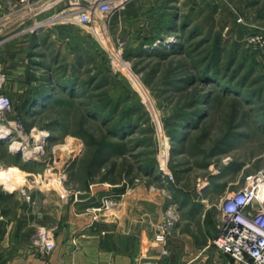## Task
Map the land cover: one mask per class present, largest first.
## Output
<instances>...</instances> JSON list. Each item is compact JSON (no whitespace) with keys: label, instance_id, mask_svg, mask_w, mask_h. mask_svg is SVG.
<instances>
[{"label":"rangeland","instance_id":"rangeland-1","mask_svg":"<svg viewBox=\"0 0 264 264\" xmlns=\"http://www.w3.org/2000/svg\"><path fill=\"white\" fill-rule=\"evenodd\" d=\"M171 5L180 27L186 21L185 30L180 29L184 44L179 53L164 58L145 54L149 46L141 45L142 35L151 25H140L146 19L137 25L121 13L114 17L115 37L127 42L129 70L124 72H133L136 81L128 73L113 71L111 59L93 34L70 25L38 32L32 42L37 47L30 44L28 60L33 62L24 97L36 77L45 79L60 70L76 72L81 84L89 85L84 95L63 96L64 106L37 115L31 127L20 115L22 100L13 101L5 92L12 102L11 119L19 117L23 130L13 129L12 134L0 130V140L13 154H20L18 165L33 164H28L29 170L15 166L9 176L14 181H5L0 189L15 185L21 199L36 207L41 203L33 198L36 191L67 200L82 189L148 182L171 196L173 203L167 209L177 218L176 228L186 213L183 202L199 196L207 185H218L225 197L245 188L252 177L264 182V0H173ZM4 13L5 0H0V17ZM174 39L154 46H170ZM204 66L210 67L218 84L203 81ZM233 88L238 95H227L226 89ZM95 108L110 112L111 121L103 123L101 118L109 115L94 114ZM199 109L202 119L188 124L183 141L173 147V131ZM56 118L64 127L53 133L57 137L53 140L41 126ZM115 120L124 123L116 134ZM42 131L49 136L40 144L36 136ZM9 157L0 148V159ZM150 165L157 170L154 176L146 172ZM27 195L34 203L25 199ZM36 212L32 240L38 228L53 229L56 238L60 227L47 223L42 208Z\"/></svg>","mask_w":264,"mask_h":264},{"label":"crops","instance_id":"crops-1","mask_svg":"<svg viewBox=\"0 0 264 264\" xmlns=\"http://www.w3.org/2000/svg\"><path fill=\"white\" fill-rule=\"evenodd\" d=\"M164 1L131 0L120 15L137 25L146 19V24L139 25L150 26ZM27 25L16 19L0 25V63L8 76L4 92L16 102L23 100L29 87L27 71L33 61L30 63L28 54L31 45L37 47L32 42L38 33L28 32L24 29ZM14 167L0 162V184L14 181L9 177ZM9 185L0 189V264H139L146 260H158V264H238L213 244L223 217L219 205L224 193L218 185H207L199 196L183 202L186 213L178 209L182 215L164 243L157 242L158 231L173 200L165 189L148 182L125 181L82 189L78 192L90 193V198L82 201L76 196L64 200L53 192L36 191L33 198L41 202L36 207L21 199L15 185ZM106 198L114 199L113 206L96 213L94 208ZM38 208L48 224L61 229L56 248L46 260L32 244Z\"/></svg>","mask_w":264,"mask_h":264},{"label":"built area","instance_id":"built-area-1","mask_svg":"<svg viewBox=\"0 0 264 264\" xmlns=\"http://www.w3.org/2000/svg\"><path fill=\"white\" fill-rule=\"evenodd\" d=\"M129 1L131 0H5V13L0 17V25L10 24L16 19L22 24L28 23L24 29L32 33L52 26H77L95 36L111 59L114 72L128 73L136 81L133 72H124L129 65L124 51L127 42L124 38L115 37L116 29L113 26L115 15L122 13ZM7 82L8 76L0 63V130L12 134L13 129L22 132L23 126L19 117L11 119L14 114L12 102L4 92ZM12 146L10 148L13 149ZM162 170L169 175L163 167ZM25 199L34 203L29 195ZM113 204L114 199L106 198L94 211L98 213L107 210ZM219 208L223 217L222 226L212 239L215 247L222 254L230 255L238 264H264V198L259 192L258 179L250 178V183L245 188L223 197ZM176 220L173 210L168 208L165 220L160 224L157 242H165L166 236L175 228ZM37 230L32 240L33 246L40 254L50 256L56 248L55 232L48 228ZM139 264H158V260L141 261Z\"/></svg>","mask_w":264,"mask_h":264},{"label":"trees","instance_id":"trees-1","mask_svg":"<svg viewBox=\"0 0 264 264\" xmlns=\"http://www.w3.org/2000/svg\"><path fill=\"white\" fill-rule=\"evenodd\" d=\"M173 0H165L164 3L166 4L164 6H161L159 9L160 11L157 13V15L153 16L151 18L150 24L151 25L148 29V32L146 34L142 35V40H141V45H148L149 49L145 50V54L150 57H166L169 56L170 54H176L179 53L180 50L182 49L183 40L182 36L180 35V29L185 30L186 26V21H183L180 27V18L178 15L174 13V10H176V7H172L171 2ZM163 5V4H162ZM185 22V23H184ZM179 24V25H178ZM170 37H174L175 41L173 44H170V46H165L163 43H161L158 46H154V44L157 41H165L170 39ZM199 69V68H198ZM202 73L200 76H203V81L206 82H211V83H216L215 75L210 71V67L208 69V66H204L202 69ZM61 71V70H60ZM60 71H56L51 74H47V77L45 79H40V78H35L33 81H35L36 86L30 87L28 90L26 96L23 98L21 101V105H19V112L20 115L23 117V121L27 122L30 125H33L32 121L33 119L39 115L42 114L43 112L47 111L48 109H51L53 107L57 106H64V101H62L63 96H68L69 98L73 97H79V95H84L86 93L83 90H87L86 88L88 87V82L86 81L85 83L81 84V79L77 76L78 74H75L76 72L73 71H67L64 70L63 73ZM201 78V79H202ZM181 82H189L187 81H181ZM236 89H226V94L230 95L233 92L237 93L235 91ZM238 95V93H237ZM39 103V104H37ZM98 109V110H96ZM96 112L95 113H101L103 114V117H108V119L101 118L103 123H107L111 121L109 118L111 116L110 112H105L102 111V108H95L94 109ZM91 110L87 111V115L89 117H92ZM87 116V117H88ZM95 117V116H94ZM203 117V112L202 109H199L195 112V114L188 115V118H185L182 121V124L173 131V134L170 136V141L174 144L177 143L178 145L183 141L184 135H182L184 128H188V124L190 127L194 125L196 122L197 118ZM28 119L30 121H28ZM117 123L112 127L114 128V132L116 134V129L121 128L124 123L123 121L120 120H115ZM63 121L60 119L56 118L52 122H49L46 126H41L42 130H47L50 132V139H56L55 135L53 134L56 130L59 128L62 129L64 127ZM28 126V127H29ZM31 127V126H30ZM112 130V129H111ZM104 144V143H103ZM4 147L6 150V153L10 156L8 160H3L0 159V161L3 164H10L14 166H19L18 160L20 159V154H13L9 149L8 145L5 143V141L0 140V148ZM172 147V148H173ZM31 165L33 164L30 162ZM30 163L28 162L27 165L26 163L24 165H20L23 169H28ZM149 168H151L147 174H152L153 176L156 174L155 172V166L150 165ZM157 176V175H156ZM157 178V177H155Z\"/></svg>","mask_w":264,"mask_h":264},{"label":"bare ground","instance_id":"bare-ground-1","mask_svg":"<svg viewBox=\"0 0 264 264\" xmlns=\"http://www.w3.org/2000/svg\"><path fill=\"white\" fill-rule=\"evenodd\" d=\"M3 132L2 131H0V135L2 136L3 134H2ZM6 133V132H5ZM0 136V137H1ZM47 136H49V134L47 133V132H44V131H42V132H40V134H38V136H36L37 138H36V141L38 142V143H43L44 142V140L47 138ZM13 148H16V146H12ZM38 148H41V147H38ZM27 153V152H26ZM259 192L262 194V196H263V198H264V182L263 183H261V184H259Z\"/></svg>","mask_w":264,"mask_h":264},{"label":"water","instance_id":"water-1","mask_svg":"<svg viewBox=\"0 0 264 264\" xmlns=\"http://www.w3.org/2000/svg\"><path fill=\"white\" fill-rule=\"evenodd\" d=\"M76 198L78 199V200H83V199H88V198H90V193L89 192H77L76 193Z\"/></svg>","mask_w":264,"mask_h":264}]
</instances>
